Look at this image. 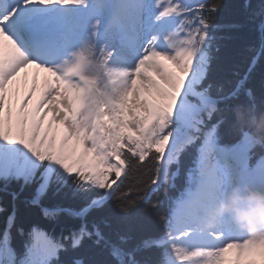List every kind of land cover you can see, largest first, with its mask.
I'll return each instance as SVG.
<instances>
[{
    "label": "snow or ice",
    "instance_id": "snow-or-ice-1",
    "mask_svg": "<svg viewBox=\"0 0 264 264\" xmlns=\"http://www.w3.org/2000/svg\"><path fill=\"white\" fill-rule=\"evenodd\" d=\"M221 8L220 0H0V181L35 185L28 202L71 222L59 236L33 226L18 252L14 207L0 264H65L60 254L86 240L105 264H264V228L246 226L229 199L249 189L264 196V141L251 131L264 112L247 87L264 60V2L245 5L258 41L227 89L209 80ZM30 66L49 75L43 84L33 75L21 93ZM241 95L247 104L236 103ZM226 125L236 132L229 143ZM182 169L186 187L155 213L160 234L130 246L127 234L105 231L98 213L109 202L125 214L141 203L163 208L151 194ZM65 189L72 204H42Z\"/></svg>",
    "mask_w": 264,
    "mask_h": 264
},
{
    "label": "trees",
    "instance_id": "trees-1",
    "mask_svg": "<svg viewBox=\"0 0 264 264\" xmlns=\"http://www.w3.org/2000/svg\"><path fill=\"white\" fill-rule=\"evenodd\" d=\"M222 8L218 13L217 23L220 25L216 36V44L213 50V62L211 64L209 80L214 86L223 85L226 89L238 78L236 73L247 68L252 55L250 47L257 43L258 32L254 25L249 22V10L245 8L246 4L257 6L264 0H220ZM218 48V51L216 49ZM247 87L252 89L254 99L260 106L261 112H264V60H261L253 70ZM248 98L241 95L236 103L247 104ZM251 127L252 134L261 141H264V117L253 122ZM221 136L225 143L232 142L235 139L236 132L231 126H225L221 129ZM260 149H257V154ZM173 166L172 171H175ZM147 179V177H144ZM186 172L182 169L180 175L166 186L159 194L152 193L151 200L158 198L165 202L164 207L160 209L146 207L143 203L139 207H133L127 214L120 211L115 201H111L105 209L98 213L108 219L109 226L106 232L115 235L116 233H125L130 238V246L138 243L142 238L149 235H157L163 231L162 224L156 216L157 211H166L169 198L174 199L186 187ZM131 183V181H128ZM35 185L24 188L21 191L20 183L12 181L7 188L4 181H0V233L7 227L8 216L16 209L15 223L11 228L12 246L18 252L23 251L24 243L27 240V234L33 226H38L49 234L59 236L61 232L67 234L71 224L66 218L51 220L42 215L41 207L31 205L28 201L33 196ZM13 193H16V199H13ZM51 203H60L69 205L73 203L71 198V189H65L59 194L51 191L43 199V205ZM19 229H23L21 235ZM82 258L85 264H105L107 256L105 252L92 244L90 240L84 242V246L75 252L61 253L60 259L65 264H71L76 258Z\"/></svg>",
    "mask_w": 264,
    "mask_h": 264
},
{
    "label": "clouds",
    "instance_id": "clouds-1",
    "mask_svg": "<svg viewBox=\"0 0 264 264\" xmlns=\"http://www.w3.org/2000/svg\"><path fill=\"white\" fill-rule=\"evenodd\" d=\"M256 199V197H254ZM230 208L229 204H222L221 210H228ZM246 226H250L254 229L264 228V204H261L258 209H254L250 213H241L239 217Z\"/></svg>",
    "mask_w": 264,
    "mask_h": 264
},
{
    "label": "bare ground",
    "instance_id": "bare-ground-1",
    "mask_svg": "<svg viewBox=\"0 0 264 264\" xmlns=\"http://www.w3.org/2000/svg\"><path fill=\"white\" fill-rule=\"evenodd\" d=\"M37 73L39 75V83L43 84L45 82V80L48 78L49 74L44 73V72H42V71H40L38 69H35L34 67H31V66L28 69L21 70V73H20V75L18 77V80H19V82L21 84V93H23V91H24L25 81L27 82L28 85H30L33 75H35ZM261 202L264 203L263 200H261ZM251 211L252 210H251L250 206L247 204L244 212L249 213Z\"/></svg>",
    "mask_w": 264,
    "mask_h": 264
},
{
    "label": "rangeland",
    "instance_id": "rangeland-1",
    "mask_svg": "<svg viewBox=\"0 0 264 264\" xmlns=\"http://www.w3.org/2000/svg\"><path fill=\"white\" fill-rule=\"evenodd\" d=\"M257 259L259 260L260 258L257 256Z\"/></svg>",
    "mask_w": 264,
    "mask_h": 264
}]
</instances>
